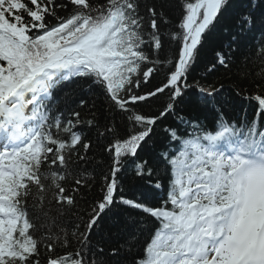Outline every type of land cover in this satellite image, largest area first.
Returning <instances> with one entry per match:
<instances>
[{
  "label": "snow or ice",
  "instance_id": "6c2138e0",
  "mask_svg": "<svg viewBox=\"0 0 264 264\" xmlns=\"http://www.w3.org/2000/svg\"><path fill=\"white\" fill-rule=\"evenodd\" d=\"M0 264H264V0H0Z\"/></svg>",
  "mask_w": 264,
  "mask_h": 264
},
{
  "label": "trees",
  "instance_id": "16d2710c",
  "mask_svg": "<svg viewBox=\"0 0 264 264\" xmlns=\"http://www.w3.org/2000/svg\"><path fill=\"white\" fill-rule=\"evenodd\" d=\"M244 0H233V8L239 10L243 6ZM170 15H172L170 13ZM231 25V21H229V26ZM223 39L222 33H217L214 37H212L208 43L205 45L204 50L201 53L200 60L196 69L193 71L192 75L197 79L206 78L208 81L214 82L217 86L223 85V89L226 91V98L232 99L231 96H228L229 93L234 95V90L237 87H242L249 92H252L255 88V72L257 71V67L253 64H248L247 68L241 63L242 53L245 49L241 50V53H237V64L232 68L230 72H224L223 70L214 72V73H206L204 70V65L208 64L214 55V49H218L221 40ZM256 40H253L251 36L246 37L245 43L248 44L249 50L252 45L257 43ZM250 72L251 74L245 78L244 73ZM155 110V109H154ZM180 111L186 117H194L199 115L198 109L192 105H181ZM228 115L233 119L243 116L244 112L247 111L248 115H252L254 113V109L247 101L241 100L239 97H235L233 100V106L226 109ZM200 120L211 130V123L209 120H205L203 115H200ZM178 122L176 118L173 116H169V118L164 122V126L172 125L176 126ZM191 131V129H189ZM164 141V132L162 128H157L156 136L154 137V145L150 144V148H153V154L158 155L162 143ZM143 158H147L144 153L140 154ZM161 182L167 186L168 178L165 176L161 177ZM143 187H147L139 178H131V165H129V180L126 185V190L124 195L129 198L139 197L140 191Z\"/></svg>",
  "mask_w": 264,
  "mask_h": 264
}]
</instances>
